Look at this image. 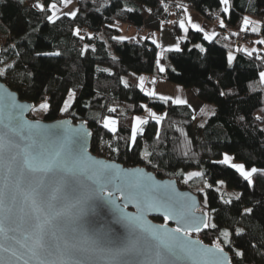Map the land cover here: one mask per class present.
<instances>
[{
    "label": "snow or ice",
    "instance_id": "obj_1",
    "mask_svg": "<svg viewBox=\"0 0 264 264\" xmlns=\"http://www.w3.org/2000/svg\"><path fill=\"white\" fill-rule=\"evenodd\" d=\"M73 0H35L33 9L44 14L47 22L56 23L61 16L75 19L80 9L72 8L62 11L61 5L67 7ZM107 3L103 7H107ZM223 15L219 18L220 27H226L225 19L231 14L232 0H218ZM183 12L188 13L182 5ZM132 12L135 9L125 8ZM149 13L152 12L148 8ZM178 24L184 35L180 41L188 40L190 28L202 34L204 40L212 42L218 35L215 31H208L204 26L193 21L190 13L186 18L178 21H168ZM264 21L253 20L245 16L242 19L241 31L253 33L261 32L255 25ZM109 28L115 24H109ZM163 30V23L161 24ZM23 31V30H21ZM24 32L20 41L26 46L32 32ZM239 32L235 35L239 36ZM73 35L79 40H91L94 33L81 34V28H73ZM116 41H125L133 37L117 35L112 37ZM151 40L156 48L161 49L155 59L158 72L163 74L169 70V65L162 63L164 51L182 53L185 49L180 42L168 45L162 43L152 33L151 37H141ZM254 44L264 46V36L254 41ZM17 44H12L16 59H0V77L16 73L21 66L23 57L17 50ZM193 48L200 53L207 54L208 49L202 44H194ZM95 46L84 43L79 55L86 56L89 51L95 52ZM4 50H0L3 52ZM236 52H242L250 59L264 65V47L236 46L234 51L227 53L224 61L225 70H236L238 58ZM30 59L38 63L45 58L60 57L59 50L38 51L32 47L26 53ZM114 60L117 57H112ZM37 67V64H33ZM43 65H41V68ZM25 79L34 74L24 65ZM101 71H109L102 69ZM175 71V68H171ZM19 75V73H17ZM139 88L147 97L159 100L164 104L184 106L191 110V119L196 120L199 112L202 118L216 116V109L210 106L194 107L188 98L182 95H165L155 89L156 77H152L153 87H146L144 75L131 73ZM260 90L264 91V70L258 72ZM211 81V77H209ZM125 88H131L128 79L121 78ZM220 97L235 96L237 90L228 87L220 88V80H216ZM256 91L255 88L251 89ZM47 93L48 89H43ZM77 102V89L67 90L58 110L62 114L74 115L71 111ZM52 100L47 94L37 92L30 103H17L16 93L8 92L0 96V264H175L177 260L190 261L191 264H246L249 253L253 250L264 249V234L257 236L251 228L240 226L247 218H255L257 214L264 217V201L250 202L243 192H226L225 179H208L205 170L179 175L187 183L189 180L199 179L202 187V201H198L189 193H174L165 191L158 195L161 182L156 181L151 174L142 167L127 168L113 161L95 159L88 152V138L94 133L88 128V121L82 120L73 125L71 119H61L55 124H42L40 120L28 121L23 118V110L49 112ZM140 107L148 112L147 117L136 115L130 128V137L126 147L131 150L137 143L138 136H143L150 121L161 125L168 113H157L147 104ZM262 114L254 117L264 124V109ZM109 115L100 118L101 126L115 135L120 128V118L116 115V107L108 108ZM236 119L245 122L244 115H237ZM203 127V123L199 125ZM264 132V128L260 129ZM155 138L161 139L159 128L155 131ZM102 139V138H101ZM119 140V137H116ZM106 146L117 156L120 148L113 147L111 141ZM184 157L188 151H182ZM158 155H163L159 153ZM220 158L210 161L215 165L234 170L235 174L245 182V188H255L257 180L264 178V168L246 163H238L236 156L223 151ZM146 165L159 168L154 163L153 153H141ZM199 163V161H197ZM173 184L172 181L163 182L164 186ZM239 186V185H238ZM117 193L119 195H117ZM122 198L124 206L117 200ZM219 199L223 206H229L233 215L229 220L222 216V210L213 207L211 200ZM100 202L108 205L117 214L119 222L127 228L128 235L124 240H118L111 230L92 229L87 226L85 215L87 210L94 209ZM129 203H135L137 209L162 210L165 221L175 220L176 227L168 228L164 224L149 225L142 214L125 212ZM264 232V230H262ZM211 235V243L205 244L199 239V234Z\"/></svg>",
    "mask_w": 264,
    "mask_h": 264
},
{
    "label": "trees",
    "instance_id": "obj_2",
    "mask_svg": "<svg viewBox=\"0 0 264 264\" xmlns=\"http://www.w3.org/2000/svg\"><path fill=\"white\" fill-rule=\"evenodd\" d=\"M77 1L80 11L75 19L61 16L56 23H50L44 14L32 8L35 0H0V43L4 50L0 59H16L11 49L14 43L23 57L17 72L1 77V80L15 90L22 100L32 102L38 91L47 94L53 106L46 113V121L68 117L87 120L94 133L92 152L97 156L125 166L147 167L161 178L177 179L180 185L189 190L194 186L197 188L195 193L201 199L202 193L198 191L202 187L201 181L193 179L181 184L184 179L175 173L181 170L186 173L190 169L205 170L209 180L225 179L228 189L245 193L250 202L264 201V178L257 180L255 188L246 189L245 182L234 170L210 162L219 159L221 152L228 151L239 162L264 168V132L260 130L264 124L254 119L264 109V91L260 90L258 79V72L264 70V65L242 52H236V70L226 71L224 67L227 53L239 45L237 40L250 39L251 43L239 45L241 47L254 45V35L250 31H241L242 19L250 16L264 21V0H232L231 14L225 19L226 27H220V33L212 42L204 40L201 33L190 30L188 40L181 43L185 49L182 53L164 51L163 63L170 67L166 73L158 72V77L174 85L193 89L203 103L215 106L216 116L208 117L203 127L191 119L190 109L166 105L147 97L135 87L137 80L131 73H137L138 77L157 71L155 59L158 48L150 39L143 40L141 37H150L151 33L161 29L162 23L168 24L164 22L163 15H169V21L172 17L178 21L183 15L182 5L184 8L195 9L208 19L215 15L220 18L223 13L218 0H111L107 7H103L107 0ZM126 7L135 11H125ZM146 7L151 8L152 12L149 13ZM109 24H115V27L109 28ZM121 25L135 29L143 26L144 32L148 30L150 33L144 36L143 32L133 39L116 41L112 37L121 35ZM76 26L81 28L82 35L91 32L95 38L79 40L73 35ZM174 26L180 31L178 24ZM33 28L38 31L31 33L26 46L20 41V36L24 32H31ZM260 28L259 34L262 37L264 24ZM237 32L239 36L235 35ZM84 43L94 45L96 50L81 57L79 51ZM194 44H202L208 53H200L193 48ZM32 47L38 51L59 50L63 55L45 58L38 63L26 54ZM113 56L118 59L114 60ZM33 64H37V67H33ZM24 65L34 74L32 77H23ZM171 68H175V71H171ZM121 78L128 79L133 87L125 88ZM216 80L221 81L220 88L227 84L235 88L238 94L220 97L214 83ZM72 88L77 89V102L71 109L74 115L62 114L58 108L67 90ZM252 88L256 91H252ZM43 89H48V92L43 93ZM141 104H147L156 112H167L168 115L161 125L150 121L145 126V134L138 136L136 145L128 150L126 141L130 137L133 117L146 112L140 107ZM110 107L117 108V113L113 115L120 118V128L115 135L104 129L99 122L102 116L109 115ZM237 115H244L246 121L240 122L236 119ZM157 128L161 131L160 140L155 138ZM107 141H111L113 147L120 148L118 156L106 146ZM144 151L153 153L154 163H158L159 168L143 162L141 153ZM182 151H188L189 155L184 157ZM211 204L222 210L225 220L233 215L229 206H223L219 199L213 198ZM156 221L165 222L162 218H156ZM240 226L251 228L255 235L260 236L264 234V217L257 214L255 218H247ZM198 237L211 243V235L201 233ZM246 264H264V249L250 251Z\"/></svg>",
    "mask_w": 264,
    "mask_h": 264
},
{
    "label": "water",
    "instance_id": "obj_3",
    "mask_svg": "<svg viewBox=\"0 0 264 264\" xmlns=\"http://www.w3.org/2000/svg\"><path fill=\"white\" fill-rule=\"evenodd\" d=\"M0 50H2V46L0 43ZM0 56H1V52H0ZM8 92H14L16 93V101L17 103H30V101L27 100H22L20 95H18V93L15 90H12L8 85H6L0 77V96H4L6 95ZM23 118L25 120L28 121H35V120H39V119H34L31 116L32 110L25 108L23 110ZM61 119H65V118H58L57 120L51 121V120H40L42 124H46V125H52L55 124L57 121L61 120ZM67 119H71L73 121V125H78L80 123V121H82V119L79 120H75L72 117H68ZM89 128V125H88ZM91 130V128H89ZM0 130H2V126H0ZM92 131V130H91ZM92 137L88 138V143H87V147H88V152L91 156H93L95 159H103L106 161H112L106 157H100L97 156L96 154H94L92 152ZM115 163H119L117 161H114ZM121 164V163H119ZM123 167H127V168H133L130 166H125L123 164H121ZM135 167H142L141 165L135 166ZM145 169V172L148 174H151L154 179L156 181L161 182V189L160 192L158 193V195L162 194L165 191L168 192H173V194L176 193H189L190 196H194L198 201H202L200 195L194 193L191 190L182 188L180 185H178V180L174 179V178H161L158 175H156L155 173H153L152 171H150L147 167H142ZM165 181H172L173 184L164 186L163 182ZM117 195H119L117 193ZM117 203H119L121 205V207L124 206V201L122 198H119L117 200ZM125 212H130V213H134V214H142L143 218L148 222L149 225H156L159 226L161 224H164L166 227L168 228H175L176 227V221L175 220H168L165 222H161V221H156V218H162L163 219V212L162 210L157 211V210H144L143 208L141 209H137L135 203H129L127 205L126 208H124ZM85 221L88 227L92 228V229H100V230H111L113 233H115V237L118 240H124L127 235H128V231L127 228L125 227V225L121 222H119L117 214L111 209L110 206L103 204V202H100L96 205V207L94 209H90L87 210L86 215H85ZM199 238V237H198ZM201 239V238H199ZM202 240V239H201ZM204 241V240H203ZM205 244H209L206 241H204ZM175 264H191L190 261H186V260H177L175 261Z\"/></svg>",
    "mask_w": 264,
    "mask_h": 264
},
{
    "label": "crops",
    "instance_id": "obj_4",
    "mask_svg": "<svg viewBox=\"0 0 264 264\" xmlns=\"http://www.w3.org/2000/svg\"><path fill=\"white\" fill-rule=\"evenodd\" d=\"M186 8L188 10V13L191 14L194 22L201 24L208 31H215L217 33H220V25L218 22L213 23V22L209 21V19L207 17H205V16L201 15L199 12H197L195 9H191L188 7H186ZM188 13L183 12L181 19L186 18ZM171 21H176V20L172 17ZM133 30H134L135 34L132 37H136L137 36L136 29L133 28ZM190 30H192V29L190 28ZM146 33L149 34L150 32L148 30H145V32L142 35H145ZM153 33H155L156 37L158 39H160L162 41V43H164L165 45H168V44L173 43V42H180V43L183 42V41L179 40V37L184 35L183 30L180 29V31H178L176 29V27L174 26V24H171V23H168V24L163 23V30L160 29L159 31H156ZM151 35H152V33H151ZM160 51H162V50L158 49V53ZM162 63H163V60H162ZM143 75L145 77H147L146 87H148V88L153 87V85L151 84V79H152V77H156L157 83L154 87L158 92H161L165 95H172V96L182 95V96L188 98L194 107H200V105H201V102L199 101L200 99L196 96V93L193 89L183 88L179 85H174V84L168 82L164 78L163 79L159 78L158 77V69L156 72H154L150 75H145V74H143Z\"/></svg>",
    "mask_w": 264,
    "mask_h": 264
},
{
    "label": "rangeland",
    "instance_id": "obj_5",
    "mask_svg": "<svg viewBox=\"0 0 264 264\" xmlns=\"http://www.w3.org/2000/svg\"><path fill=\"white\" fill-rule=\"evenodd\" d=\"M77 3H78V1L77 0H73V3L71 4V5H69V6H67V7H64V6H62L61 5V8H62V11H68L69 9H72V8H78V6H77ZM248 17H250V16H248ZM252 18V17H251ZM253 20H256V19H254V18H252ZM258 21H260V20H258ZM255 26H257V27H260L261 25H255ZM121 30H122V32H121V35H124V36H129V37H132L135 33H134V30H133V27L131 28V27H126L125 25H121ZM250 33L251 34H253L254 36H252L253 37V42L254 41H257V40H259V39H261L262 37H261V35L259 34V33H253V32H251L250 31ZM145 35H148L147 33L145 34ZM144 35V36H145ZM252 47H262V46H260V45H258V44H254V45H250V47H248V48H252ZM236 55V54H235ZM198 97V96H197ZM199 98V97H198ZM200 99V98H199ZM200 102H201V105H200V107H203V106H205V105H207V106H210V107H213V108H215V106L213 105V104H205V103H203L202 101H201V99L199 100ZM216 109V108H215ZM146 111V110H145ZM46 113L47 112H41V111H32V113H31V116H32V118H34V119H39V120H45V118H46ZM158 114L159 113H162V112H157ZM140 116H143V117H147L148 116V112L146 111V112H144L143 113V115H140ZM196 124L198 125H200V124H202L203 123V125L206 123V121L208 120V117H204V118H202L201 117V115L199 114V112H197L196 113ZM235 162H238V163H240L239 161H235ZM197 170H201V169H190L188 172H192V171H197ZM187 173V172H186ZM185 182H184V180L183 181H181V184H184ZM178 185H180V183H178ZM182 188H184L182 185H180ZM185 189H187V188H185ZM189 190V189H188ZM191 190L195 193V192H197V188H195L194 186H192L191 187ZM226 192H229V193H231V192H238V191H235V190H233V191H231L230 189H228V187H226ZM197 194V193H196Z\"/></svg>",
    "mask_w": 264,
    "mask_h": 264
},
{
    "label": "built area",
    "instance_id": "obj_6",
    "mask_svg": "<svg viewBox=\"0 0 264 264\" xmlns=\"http://www.w3.org/2000/svg\"><path fill=\"white\" fill-rule=\"evenodd\" d=\"M146 8L148 9V7H146ZM163 20L165 23H168V21L170 20V16L169 15H163ZM209 21H211L213 23H217L219 21V17L217 15L211 16L209 18ZM136 32L138 35H140L141 33L144 32V27L142 26V27L136 28ZM237 42L239 45L251 43L250 39H246V38L239 39V40H237Z\"/></svg>",
    "mask_w": 264,
    "mask_h": 264
}]
</instances>
